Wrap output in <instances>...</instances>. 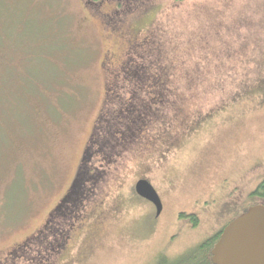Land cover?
<instances>
[{
  "label": "rangeland",
  "instance_id": "rangeland-1",
  "mask_svg": "<svg viewBox=\"0 0 264 264\" xmlns=\"http://www.w3.org/2000/svg\"><path fill=\"white\" fill-rule=\"evenodd\" d=\"M263 179L264 0H0V264H155Z\"/></svg>",
  "mask_w": 264,
  "mask_h": 264
},
{
  "label": "water",
  "instance_id": "water-1",
  "mask_svg": "<svg viewBox=\"0 0 264 264\" xmlns=\"http://www.w3.org/2000/svg\"><path fill=\"white\" fill-rule=\"evenodd\" d=\"M134 192L155 206L161 201L146 179H138ZM213 264H264V205L254 204L230 220L221 230L212 250Z\"/></svg>",
  "mask_w": 264,
  "mask_h": 264
},
{
  "label": "trees",
  "instance_id": "trees-1",
  "mask_svg": "<svg viewBox=\"0 0 264 264\" xmlns=\"http://www.w3.org/2000/svg\"><path fill=\"white\" fill-rule=\"evenodd\" d=\"M155 102L159 103L158 100H156ZM178 115L181 114L178 113ZM191 119L193 120V118ZM194 120L196 119L194 118ZM249 198H251V203L249 205H254V204L264 205V179L260 181L255 186V188L249 193ZM190 217L193 218L192 224L195 225L196 218H194V216H190ZM222 228L223 227H221L219 230L214 232L211 236L205 238L198 244L193 245L192 247L188 248L187 250H185L184 252L173 258L167 257L166 255L160 252L155 264H213L211 261V250L218 236L220 235Z\"/></svg>",
  "mask_w": 264,
  "mask_h": 264
},
{
  "label": "flooded vegetation",
  "instance_id": "flooded-vegetation-1",
  "mask_svg": "<svg viewBox=\"0 0 264 264\" xmlns=\"http://www.w3.org/2000/svg\"><path fill=\"white\" fill-rule=\"evenodd\" d=\"M148 201V200H147ZM149 202V204H151V206L154 208V210H155V206L150 202V201H148ZM248 206H250V205H248ZM156 215V214H155ZM192 216V215H191ZM224 227V226H223Z\"/></svg>",
  "mask_w": 264,
  "mask_h": 264
}]
</instances>
